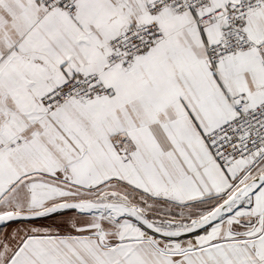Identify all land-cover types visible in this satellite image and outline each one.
<instances>
[{
    "label": "snow or ice",
    "instance_id": "obj_1",
    "mask_svg": "<svg viewBox=\"0 0 264 264\" xmlns=\"http://www.w3.org/2000/svg\"><path fill=\"white\" fill-rule=\"evenodd\" d=\"M0 264H264V0H0Z\"/></svg>",
    "mask_w": 264,
    "mask_h": 264
}]
</instances>
